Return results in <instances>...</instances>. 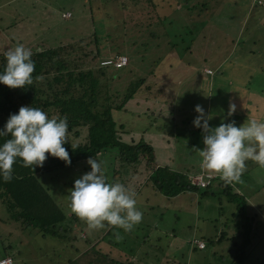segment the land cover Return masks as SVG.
Masks as SVG:
<instances>
[{
  "label": "rangeland",
  "instance_id": "1",
  "mask_svg": "<svg viewBox=\"0 0 264 264\" xmlns=\"http://www.w3.org/2000/svg\"><path fill=\"white\" fill-rule=\"evenodd\" d=\"M39 1L41 6L33 9L30 7L32 0H0V52L16 45L9 43L6 35L14 39L18 38L22 42L20 44L28 47L31 41L28 38L44 32L40 37L45 39V46H50L68 40L75 31L85 36L90 31L93 20L95 27L100 23L98 14L97 19L94 17L93 20L88 15L87 0ZM101 1L91 0L93 8L101 7ZM111 7L112 12L118 10L115 3ZM59 11L61 13L69 11L71 17L60 18ZM190 11L194 13L192 16L181 14L176 17V13L172 23L168 24L165 21L169 32L168 41L165 39L164 47H159L158 50L154 47L150 52L152 58H155L158 53H163L156 72L149 73L151 67H148V63L136 61L134 57V63H132L135 72L137 75H144L146 80L142 85L146 83L150 89L146 93L144 89L143 92H139L140 94L136 92L133 99L127 102L125 110L113 113L116 122L123 125L124 135L139 134V136L150 137L158 159L165 162L168 154L172 152L173 161L176 162H172V166L181 172L188 169H192V172L201 170L198 161L201 159L199 153L203 147L201 139L203 133L191 123L196 115L194 105L199 104L204 108L207 101L205 113L213 114L208 124L216 126L220 122L231 121L232 117L226 113L220 118V115L215 113V110L220 111L216 108V104L225 110L228 109L229 104L235 105L242 99L251 98L255 93L261 94L263 91L264 95V0H222L207 17L199 16L196 8ZM12 21L16 23L11 24ZM112 34L111 39L123 52L122 54L128 58L131 57L127 49L132 48L130 42L135 38L134 33L121 27L114 30ZM138 38L140 39L141 35ZM146 41L154 42L150 37H147ZM107 49L109 47L105 48ZM108 52L105 53L108 55ZM118 90L120 94L124 88ZM142 95L150 98L157 97V100L155 104L149 106L141 100ZM173 97V104L169 108L166 101H161ZM137 99L139 103L136 102ZM170 112L173 113L168 115ZM159 113H162L163 118L158 117ZM164 114L166 117L163 116ZM259 115L264 118V113L259 112ZM173 116L177 124L182 117L185 120L183 124L187 122L186 129L177 128V131H181V135H175L177 133L171 125L167 124L165 127L163 124L170 122L168 118ZM155 123H159L160 127L156 128ZM156 132L160 134L157 138ZM161 134H165V138L170 139L169 142H172L174 150L164 149V143L160 140ZM253 163L252 172H249L248 176L241 175L238 181L228 184L226 192L223 191L226 189L221 185V180H218L219 182L215 180L209 187L212 193L208 195L200 194L205 188L199 186L198 191L185 190L169 199L154 196L150 197L148 203L154 204L152 208L143 205L140 202L141 197H135V207L142 213L139 222L142 223L140 225L142 233L145 230L153 237L156 232H159L163 239L156 248L161 255L168 254L171 255V260L176 259L173 261L175 264H195L196 261L202 263L208 260L211 264H215L218 254L210 253L209 255V252L215 250L220 253L230 249L233 243L235 246L241 243L244 227L241 226L242 222H237L241 217L238 213L240 206L245 210L244 215H251L253 218L248 216L250 217L248 218L249 226L247 225L246 228L249 233V242L244 247L246 252L244 264H256L264 256V168ZM76 166L80 164L66 165L65 168L58 170L64 177L65 174L66 178L72 177L70 183L64 187L61 180L56 179L58 171L51 176L41 173L43 181H47V186L56 195L62 208L67 211H70L68 193L72 182L86 172L85 168L79 170ZM85 167L90 169L88 164ZM101 167L104 169L105 165L102 164ZM112 168L111 161L110 168L104 169L109 175L105 177L107 182L110 175H113ZM126 184L131 187L134 181L130 180ZM236 192L239 195H236ZM253 212H257V217L255 215L253 217ZM1 217L6 218V215L0 208ZM68 222L73 225L70 236L75 237L70 240V243L81 251L89 246L86 240H96L99 238L98 232L103 233L108 227L106 225L102 229L88 230L84 223L74 224L72 220ZM222 227L231 238L225 237L217 245L193 250L194 244L201 241V238L215 239L214 235ZM0 228V236H3L0 243L3 242L5 245L11 243V252L16 257L15 264H74V257V260L70 259V261L64 259L66 248L59 253L56 248H53L58 241L56 237L43 236L37 230L27 234L6 221H0ZM66 233L69 235V231ZM119 236L120 238L117 239L112 233L107 238L121 242V247L127 250L136 247L137 241L131 237L124 234ZM197 247L203 248L204 242L199 243ZM147 251L150 252V250ZM88 254H80L82 256L76 260L77 264H84ZM68 256L71 257V254Z\"/></svg>",
  "mask_w": 264,
  "mask_h": 264
},
{
  "label": "trees",
  "instance_id": "2",
  "mask_svg": "<svg viewBox=\"0 0 264 264\" xmlns=\"http://www.w3.org/2000/svg\"><path fill=\"white\" fill-rule=\"evenodd\" d=\"M221 2L222 0H102L101 7L94 9L91 0H87L88 15L93 20L94 17L97 19L98 14L100 23L95 27L94 20L91 21L90 31L85 36L75 31L68 40L50 46H45V39L40 37L44 32L28 38L29 41L31 40V44L29 43L26 48L32 51L30 58L34 63V70L31 73L33 81L31 85H25L24 89L9 88L0 84V127L3 126L8 115L15 113L22 105L40 108L48 117L54 115L65 117L67 132L66 141L62 146L69 154L70 163L67 165L80 164V166H76L79 170L85 168L84 170L88 171L89 169L85 167L88 157L101 162V165L104 164V169L110 168L112 161L113 175H110L108 183H114L117 180L126 188L132 189L135 193L134 198L141 197L140 202L149 208L154 205L148 204L150 197L163 196L165 199H169L185 190L198 191L199 188L192 182V178L201 170L192 172V169H188L181 172L173 168L171 161L162 162L157 157L152 139L145 135L139 136V134L137 136L124 135V127L120 122H116L113 113L125 110L127 102L133 99L136 92H143L144 89V93H146L150 89L148 84L142 85L146 78L143 74L137 75L133 59L135 57L136 61L147 62L148 67H151L149 73L158 70V63L160 64L163 53H158L155 58H152L150 52L154 47L158 50L159 47L165 45V39L167 40L169 36L165 21L168 24L172 23L176 13V17L181 14L192 16L194 13L190 10L194 8L199 16L207 17ZM113 3L118 6V10L114 12L111 7ZM40 6L39 0H32V5H30L33 9ZM59 13L61 12L59 11ZM70 17L69 11L61 13L60 16L62 19ZM15 23L12 21L11 24ZM121 27L130 30L135 35V40L132 39L130 42L132 48L127 49L128 53L130 52L132 55L129 58L122 54L123 52L111 39L113 38L112 32ZM140 35L142 39L147 40V37H150L154 42L149 43L144 39H139ZM6 39L14 45L22 43L18 38L14 39L12 36L6 35ZM106 47H109L107 49L109 52L105 50ZM104 50L108 52V55ZM5 51L0 52V70L5 63L3 55ZM120 56L126 59L123 65L102 63L107 60H117ZM122 87L124 91L119 94L118 89H122ZM259 97L260 94L255 93L251 98L255 101ZM141 100L151 106V104H155L157 97L150 98L142 95ZM161 101H166L169 108L173 104L174 97ZM136 102L139 103L138 99ZM172 113L170 112L168 115ZM161 114L159 113L158 117H161ZM168 119L170 122L163 123L164 126L171 125L174 132L177 133L175 135H181V131H177V128L183 129L184 118L182 117L178 124L174 116ZM154 126L160 127L159 123H155ZM157 133L155 134L156 138L160 135ZM165 134L170 135L171 133ZM165 134H161L160 139L164 143V149L172 146V142L170 143V139L165 138ZM7 138V136L0 137V143H3ZM73 145L76 146L75 149L72 148ZM253 164L251 160L245 162V171L241 175L248 176L247 174L253 170ZM65 167L62 160L47 154L42 165L33 166V168L23 166L20 159L17 158L12 165V179L9 181L0 180V208L6 215V218L1 217L0 221L14 224L27 234L37 230L43 236L56 237L58 241L53 248H56L58 253L66 248L64 259L70 261L74 257V264H77L76 260L86 253L89 254L84 264H175L173 261L176 259L171 260V255L168 254L161 255L156 248L163 239L162 235L156 232L152 237L145 230L142 233V228H140L142 223L135 224L127 232L108 226L103 233L98 232L99 238L96 240H86L89 246L84 251L71 244L70 240L75 237L70 236L73 225H70L68 220H72L74 224L84 222L71 211L62 208L56 195L47 186V181L44 182L41 177V173L51 176L52 173ZM60 173L58 171L56 179L61 180L64 187L70 183L72 177L66 178V174L64 177ZM104 176H109L106 170H104ZM125 180L127 182L132 180L134 184L128 187ZM215 180L217 182L221 179L216 177ZM221 182L223 188L226 189L223 191L226 192L227 185L222 180ZM210 193H212L211 189L206 187L200 194L208 195ZM236 195L239 194L236 192ZM238 208L241 217L237 222H242L241 226L244 227L241 243L236 246L233 243L230 249L220 253L215 250L209 252V255L210 253L211 255L212 253L213 255L218 254L215 264H244L246 255L244 247L249 242V233L246 227L249 224L248 218L250 217L248 216L251 215H244L245 210L240 206ZM254 215L257 217V212H253V217ZM251 219H253L252 216ZM68 231L69 235L66 233ZM112 233L131 237L137 241L136 247L129 250L121 247V242L107 238ZM214 236L215 239L209 238L208 240L198 238L204 242V247L198 248L197 244H194L193 250L217 245L225 237L231 238L230 235L227 236L223 227ZM1 238L3 236H0ZM10 244L0 243V259L9 256L12 259V264H15L16 257L11 252ZM68 254H71V257ZM197 264L211 263L208 260ZM256 264H264V256Z\"/></svg>",
  "mask_w": 264,
  "mask_h": 264
},
{
  "label": "clouds",
  "instance_id": "3",
  "mask_svg": "<svg viewBox=\"0 0 264 264\" xmlns=\"http://www.w3.org/2000/svg\"><path fill=\"white\" fill-rule=\"evenodd\" d=\"M3 55L5 63L0 70V84L20 89L31 85L34 70L30 58L32 51L17 43ZM193 109L196 115L191 123L203 133L200 165L208 171L201 170L199 174H209L205 178L208 183L202 188L210 187L216 177L225 185L238 181L246 160L264 168V120L251 118L243 126L242 123L236 126L232 121L209 126L208 120L213 114L205 113L199 104ZM234 109L235 105L229 104L227 115H231ZM66 132L65 117H48L40 108L29 105L18 107L0 127V137H8L0 143V180L12 179V165L17 158L23 166L32 168L41 166L46 154L59 158L65 165L69 164L68 151L62 146L66 141ZM86 163L90 169L73 180L68 193L71 213L83 221L88 230L102 229L107 225L130 231L142 216L135 207L134 191L119 182H106L101 162L96 159L88 157ZM115 236L120 238L119 233Z\"/></svg>",
  "mask_w": 264,
  "mask_h": 264
},
{
  "label": "crops",
  "instance_id": "4",
  "mask_svg": "<svg viewBox=\"0 0 264 264\" xmlns=\"http://www.w3.org/2000/svg\"><path fill=\"white\" fill-rule=\"evenodd\" d=\"M256 91L260 92V90H256ZM263 103H264V95L263 94H260V97L255 99V101H253V98H247L245 100L242 99L241 101L236 102L235 105L239 104L240 106H235V109L231 113V115H232L231 121L236 126H239L241 123H242L241 126H243V124H246L248 119H251V118L264 120V118L260 117V115H259V112L260 113H264V104ZM206 104H207V101H206ZM206 104H204L205 105V107H204L205 109H207V105ZM216 106H217L216 108L220 109V111L219 110H215V113L220 115V118H221L222 115H226V113L228 112L227 108L224 110V108L218 107L219 105L216 104ZM240 115H241V117H240ZM238 116H239V118H238ZM225 123H226V121H225ZM186 124H187V122L185 124H183V126H184L183 129L187 128ZM213 126H214V124H213ZM165 150L172 151V150H174V147L172 145L170 147H166ZM166 158H167V160H169L171 162H174L173 161V157H172V152H171L170 155L168 154V157H166ZM200 161H201V159L198 161V163H200ZM247 161L248 160H246L245 162H247ZM174 163H176V162H174ZM200 168L202 170L201 165H200ZM244 171H245V168H244L243 172ZM206 172H208V171H206Z\"/></svg>",
  "mask_w": 264,
  "mask_h": 264
},
{
  "label": "built area",
  "instance_id": "5",
  "mask_svg": "<svg viewBox=\"0 0 264 264\" xmlns=\"http://www.w3.org/2000/svg\"><path fill=\"white\" fill-rule=\"evenodd\" d=\"M125 62H126L125 57L120 56L117 60H107V61H104L102 63H106V64L114 63L115 65L120 66V65L125 64ZM208 71H210V70H208ZM208 177H209V174H197V175L193 176L192 182L194 184H196L197 186H202L203 187L204 185H206L208 183V179H205V178H208ZM196 243H197V246H198L199 243L202 244V241H197ZM0 264H12V259L9 256L1 258L0 259Z\"/></svg>",
  "mask_w": 264,
  "mask_h": 264
}]
</instances>
